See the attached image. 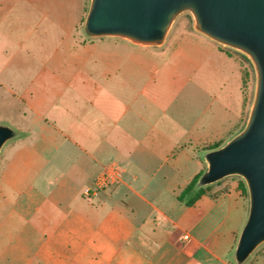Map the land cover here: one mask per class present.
I'll use <instances>...</instances> for the list:
<instances>
[{"label": "crops", "instance_id": "obj_1", "mask_svg": "<svg viewBox=\"0 0 264 264\" xmlns=\"http://www.w3.org/2000/svg\"><path fill=\"white\" fill-rule=\"evenodd\" d=\"M67 10L66 0H0V125L17 138L0 170V264H230L231 204L207 191L193 207L178 200L195 177L185 171L194 139L163 165L151 149L141 158L114 143L141 145L152 128L101 114L148 57L99 63L76 51ZM110 165L120 181L97 189Z\"/></svg>", "mask_w": 264, "mask_h": 264}, {"label": "rangeland", "instance_id": "obj_2", "mask_svg": "<svg viewBox=\"0 0 264 264\" xmlns=\"http://www.w3.org/2000/svg\"><path fill=\"white\" fill-rule=\"evenodd\" d=\"M66 2V18L76 21L73 33L76 51L96 54L99 63L109 62L107 57H115L112 62L116 64L125 62L119 58L126 55L148 57L144 60L146 65H140L145 71L120 79L131 87L128 94L120 97L115 92V98L111 93L106 94L103 101L115 100L119 106L101 114L115 117L130 127L140 123L144 129L152 128L157 138L142 139L141 145L139 140L114 143L123 148L134 145L141 158L142 149H151L162 157L161 164L169 165L165 159L170 151L194 139L188 146L196 162L184 166L185 171L195 170V177L205 173V155L223 147L247 123L256 87L255 70L249 59L196 32L192 17L187 13L177 19L161 47H145L116 37L91 38L84 31L91 0ZM123 101L130 104L129 109L124 107ZM16 140L11 139L2 149L0 170L7 161L9 146ZM162 173H158V181L163 180ZM242 183L246 185L243 178L231 176L206 186L213 199H223L232 207L228 223L235 227L234 240L225 254L230 264H237L235 249L249 214V193L248 189L247 192L242 190ZM243 264H264V243Z\"/></svg>", "mask_w": 264, "mask_h": 264}, {"label": "water", "instance_id": "obj_3", "mask_svg": "<svg viewBox=\"0 0 264 264\" xmlns=\"http://www.w3.org/2000/svg\"><path fill=\"white\" fill-rule=\"evenodd\" d=\"M208 39L242 53L256 75L254 100L243 130L223 147L205 155L207 170L198 185L227 177L244 179L249 214L235 249L245 263L264 243V0H91L84 24L88 37H116L145 47H161L183 14ZM16 136L0 125V153Z\"/></svg>", "mask_w": 264, "mask_h": 264}, {"label": "trees", "instance_id": "obj_4", "mask_svg": "<svg viewBox=\"0 0 264 264\" xmlns=\"http://www.w3.org/2000/svg\"><path fill=\"white\" fill-rule=\"evenodd\" d=\"M204 172L196 176L179 195V202L185 203L188 207H193L205 194L207 187H200L198 182ZM242 190L247 192V187L242 183Z\"/></svg>", "mask_w": 264, "mask_h": 264}, {"label": "built area", "instance_id": "obj_5", "mask_svg": "<svg viewBox=\"0 0 264 264\" xmlns=\"http://www.w3.org/2000/svg\"><path fill=\"white\" fill-rule=\"evenodd\" d=\"M120 181V171L116 165H110L103 174L97 179L95 185L97 189H106L114 186ZM95 188V190H96ZM93 189L87 190L86 194L89 195ZM94 191V190H93ZM187 237V236H186Z\"/></svg>", "mask_w": 264, "mask_h": 264}]
</instances>
